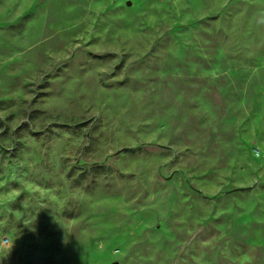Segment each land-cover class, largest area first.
<instances>
[{"label":"rangeland","instance_id":"rangeland-1","mask_svg":"<svg viewBox=\"0 0 264 264\" xmlns=\"http://www.w3.org/2000/svg\"><path fill=\"white\" fill-rule=\"evenodd\" d=\"M0 264H264V0H0Z\"/></svg>","mask_w":264,"mask_h":264}]
</instances>
